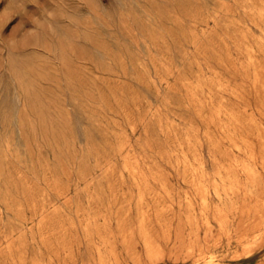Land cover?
<instances>
[{
	"label": "rangeland",
	"instance_id": "obj_1",
	"mask_svg": "<svg viewBox=\"0 0 264 264\" xmlns=\"http://www.w3.org/2000/svg\"><path fill=\"white\" fill-rule=\"evenodd\" d=\"M14 2L0 264H264V0Z\"/></svg>",
	"mask_w": 264,
	"mask_h": 264
},
{
	"label": "bare ground",
	"instance_id": "obj_2",
	"mask_svg": "<svg viewBox=\"0 0 264 264\" xmlns=\"http://www.w3.org/2000/svg\"><path fill=\"white\" fill-rule=\"evenodd\" d=\"M13 2H14V0H13ZM199 189H200V187H199ZM204 189L202 190V192L204 191ZM259 216L263 218L264 215L250 214V215H246L244 218L245 225H244V228L241 232V236L239 239V242H240V245H242L244 254L252 253L261 245L260 240L263 238L264 226L261 225V223H258L256 225L252 224L253 219L258 218ZM257 222H259V221H257ZM262 222H264V220ZM196 236H198V235H196ZM194 253H195V256H197V260H201L203 264H216L214 256L212 254H210V252L208 250V246H199V247L194 249ZM218 264H220V263L218 262Z\"/></svg>",
	"mask_w": 264,
	"mask_h": 264
}]
</instances>
